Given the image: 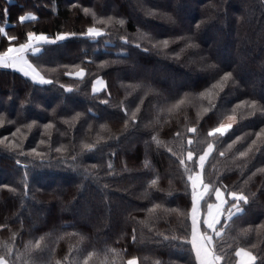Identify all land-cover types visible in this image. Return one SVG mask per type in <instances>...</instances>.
I'll use <instances>...</instances> for the list:
<instances>
[{"label": "trees", "instance_id": "obj_1", "mask_svg": "<svg viewBox=\"0 0 264 264\" xmlns=\"http://www.w3.org/2000/svg\"><path fill=\"white\" fill-rule=\"evenodd\" d=\"M71 3L76 7L71 8ZM5 7L7 22L3 18ZM22 14H35L38 20L21 25L17 17ZM120 20L124 21L122 26ZM0 27L22 39L28 31L52 37L58 32L84 33L89 27L106 32L98 42L77 35L45 46L36 54L55 85H33L18 72L0 69V133L10 135L21 127L27 136L26 150L51 137L54 147L66 149L52 152L53 165L58 156L69 165L82 161L76 170L63 165L37 170L25 195L24 169L16 164L13 154L0 147V225H7L0 228V244L12 243L10 238L16 233L14 243L22 253L24 245L34 247L35 240L44 238V250L21 256L19 264H83L89 253H93L89 264H127L133 258L137 264H188L189 259L195 264L190 252L180 253L159 242L162 235L158 233L170 232L182 219L166 209L185 210L183 185L168 158V148L179 151L178 142H173V129L183 132L199 122L203 141L212 127L228 122L226 117L236 105L253 99L264 102V7L259 0H0ZM176 35L194 36L199 48L177 60L155 49L145 53L133 46L140 43L151 49L153 42ZM121 37H129L131 43L123 44ZM6 44L0 36V50ZM183 46L172 44L167 51L179 52ZM210 63L233 71L238 80L225 89L228 95L220 94L223 100L211 96L220 105L218 110L206 111L209 99L201 93L210 88L212 77L206 70ZM80 67L87 73L86 87L74 76L64 75ZM98 79L103 86L95 96L109 98L111 93L107 112L114 113L112 117L93 97L92 84ZM60 83L73 91L64 93ZM179 101L183 103L174 108ZM118 104L128 106L129 116L139 109L138 125L123 127ZM249 111L237 109V121L225 137H243L235 145L241 150L264 128L259 111L254 116L240 115ZM14 121L22 124L14 125ZM46 123L55 127L45 129ZM28 124L33 127L28 129ZM117 134L122 140L116 156L109 149L102 161L100 153L87 152L76 162L71 160L83 145ZM258 144L264 145V136ZM41 149L47 151V143ZM108 163L113 164L118 179L102 189L94 177L99 172L110 181L106 176ZM213 163L219 171L227 170L231 175L227 182L243 189L250 200L246 212L233 225L229 243L250 247L251 241L264 248V228H257L264 223V174L258 173L249 183L240 175L264 167V155L256 153L250 161L218 158ZM92 164L100 167L92 168ZM153 204L162 207L147 212ZM133 228L136 243L131 240ZM232 260L236 261L234 255Z\"/></svg>", "mask_w": 264, "mask_h": 264}, {"label": "snow or ice", "instance_id": "obj_2", "mask_svg": "<svg viewBox=\"0 0 264 264\" xmlns=\"http://www.w3.org/2000/svg\"><path fill=\"white\" fill-rule=\"evenodd\" d=\"M259 2L264 7V0H259ZM70 7L75 8L76 4L71 3ZM84 11L87 13L88 9L85 8ZM8 14V8L5 7L3 9L5 22L8 20ZM108 19L111 21L112 17ZM17 20L23 25L26 21L38 20V16L35 14H22L17 17ZM119 23L122 26L124 21L120 20ZM197 28H199V25H197ZM77 35L81 38L98 42L99 38L106 35V32L95 27H89L84 33L58 32L52 37L45 33L28 31L22 39L18 35L9 34L4 27H0V36L7 41V44L0 50V69H11L14 72H18L26 80L31 81L33 85L41 87L55 85L56 81L45 75L39 62L40 56L36 54L42 53L45 46L56 45L74 39ZM120 39L125 45L131 43L129 37H121ZM176 43H183L184 46L179 52L169 53L167 50L172 44ZM133 46L145 53H149L152 49H155L177 60L180 59L182 54L190 50L194 53L199 48V45L195 42L194 36L192 35H176L174 37L157 40L152 43L151 49L142 47L140 43H135ZM100 66L103 67L104 64L102 63ZM206 70L211 74L212 80L210 81V88L207 90V93H201V97L209 99V109L206 111L218 110L220 105L214 103L211 100V96L214 95L217 100H223L224 96L228 95L225 89L235 86L238 77L235 76L233 71H226L215 63L207 64ZM86 74V70L83 67H80L74 73L70 71L64 73L65 76H74L77 78L79 83L84 87L87 86V81L85 80ZM100 83H102L101 80H96L92 84V93L94 99L98 100L99 105L105 106L102 111L107 112V109L112 104L111 93H108L109 98L95 96L97 85ZM59 88L63 89L64 93H71L73 91L71 87L66 86L64 83H60ZM221 93H224V96H221ZM182 103L183 101H179L173 107L178 108ZM117 107L123 113L121 119L125 129L128 128L130 123L138 125L139 117L137 113L139 109L132 112L131 116H129V108L127 105L121 106L118 104ZM240 107L251 110L247 113H240L241 116H254L257 111L264 116V102L253 99L243 101L242 104L236 105L232 109V114L226 117L228 122L220 123L218 126L212 127L211 130L207 131V136L203 141L199 138L202 129V124L199 122L187 127L183 132L178 128L173 129V142H178L179 151L174 147H169L168 158L175 166L180 185H183L185 210L181 213L178 208L169 207L166 209L169 213H176L182 219L179 220L178 225L170 232L158 233V235H162V241L159 242L164 243L166 247L179 250L180 253L190 252V256H194L195 258V264H264V248H260L258 244L249 241L250 247H248L234 246L232 243H229V239L232 237L233 225L246 212L245 206L250 204V200L248 194L243 189L238 190L236 186L227 182L231 179V175H229L227 170L221 172L218 170L216 164L213 163L218 158L229 159L235 157L236 159L250 161L255 158L256 153L264 155V145L258 144V141L264 136V128H261L260 132L255 134L256 139L247 143L246 147L242 150L235 148V145L243 140V137L236 136L234 140L225 139L233 129V124L237 121V109ZM107 115L112 117L114 113L107 112ZM13 124H22V122L14 121ZM0 126H2V122H0ZM26 127L31 129L33 124H28ZM43 127L50 129L55 127V125L53 123H46ZM146 135L151 136V139L156 140L158 144L160 143L157 136L152 135V132H147ZM26 139L27 136L23 135L21 127H16L15 131H11L10 135L0 133V147L4 151L13 154L16 157V164L24 169L23 183L25 185V195H27L29 179L37 170L42 172L45 168L60 165L72 167L73 170H76L82 163L81 161L80 163L69 165L63 157L58 156L55 158L56 164L53 165L52 152L62 153L66 151L63 146L54 147L52 138L49 137L47 141L41 139L36 147H31L26 150L24 143ZM121 140L122 136L117 134L115 136H108L103 142L100 140L89 142L82 146L81 152L72 155L71 160L76 162L78 156H82L87 152L92 154L100 153L102 161L103 154L109 149H111V155L116 156V148L119 146ZM45 143L48 146L47 151L41 149V145ZM20 157H23L24 160H21ZM91 167L99 168L100 166L98 164H92ZM84 171L88 172V168H84ZM258 173L264 174V167H259L256 171H250V174L241 173L240 175L244 183H249ZM106 176L111 178V180H106L99 172L94 177L102 189H107L110 187V183L114 184L118 179L112 163H108L107 165ZM213 176L215 179L211 178ZM245 176L246 179H244ZM152 184H156V180H152ZM9 190L12 191V189ZM176 198L179 199L180 196L177 195ZM161 207V204H153L152 207L146 210L151 213ZM165 223L171 222L165 221ZM3 227H7V225H0V228ZM257 228H264V223L258 225ZM16 235V233H13L11 236L10 240L12 243L0 244V264H19L21 256H31L36 250H44L42 247L44 238L41 237L35 240L34 247L26 244L24 245V251L22 253L19 252L14 243ZM131 240L133 243L137 242L135 228L132 229ZM188 246H190V249ZM254 249H258V251H253ZM233 255L236 257L235 262L232 260ZM92 256L93 253L85 256L83 258V264H89ZM56 264H64V262L56 261ZM102 264H106V262H102ZM127 264H137V260L135 258L130 259ZM157 264H160V262L158 261ZM188 264H191V259H189Z\"/></svg>", "mask_w": 264, "mask_h": 264}, {"label": "rangeland", "instance_id": "obj_3", "mask_svg": "<svg viewBox=\"0 0 264 264\" xmlns=\"http://www.w3.org/2000/svg\"><path fill=\"white\" fill-rule=\"evenodd\" d=\"M100 80V79H98ZM103 83H100L97 85V92H99L102 89Z\"/></svg>", "mask_w": 264, "mask_h": 264}]
</instances>
